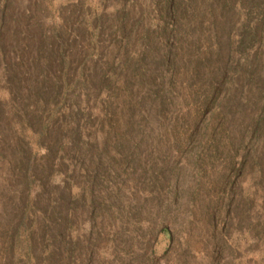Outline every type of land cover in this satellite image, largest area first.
Segmentation results:
<instances>
[{
	"label": "rangeland",
	"instance_id": "374dc122",
	"mask_svg": "<svg viewBox=\"0 0 264 264\" xmlns=\"http://www.w3.org/2000/svg\"><path fill=\"white\" fill-rule=\"evenodd\" d=\"M0 264H264V0H0Z\"/></svg>",
	"mask_w": 264,
	"mask_h": 264
}]
</instances>
